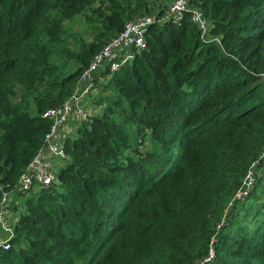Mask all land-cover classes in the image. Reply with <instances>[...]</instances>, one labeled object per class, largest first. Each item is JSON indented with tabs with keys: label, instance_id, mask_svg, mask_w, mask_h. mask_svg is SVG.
<instances>
[{
	"label": "trees",
	"instance_id": "obj_1",
	"mask_svg": "<svg viewBox=\"0 0 264 264\" xmlns=\"http://www.w3.org/2000/svg\"><path fill=\"white\" fill-rule=\"evenodd\" d=\"M171 1L0 0L3 189L93 56ZM192 5L221 45L203 42L188 14L149 26L145 47L97 84L101 111L64 141L57 183L15 195L0 264H264V0ZM78 17L90 41L70 34Z\"/></svg>",
	"mask_w": 264,
	"mask_h": 264
},
{
	"label": "built area",
	"instance_id": "obj_2",
	"mask_svg": "<svg viewBox=\"0 0 264 264\" xmlns=\"http://www.w3.org/2000/svg\"><path fill=\"white\" fill-rule=\"evenodd\" d=\"M192 1L172 0L165 16L161 19L151 14L137 16L125 22L121 32L110 38L83 69L75 82L72 94L60 106L43 113V118L47 119L50 124L48 131L41 139L39 148L12 189L6 191L0 186V247L8 250L10 240L14 235L15 216L11 210L12 197L16 194H28L39 189H47L57 183L58 172L68 161L64 141L76 124L87 117L88 103L96 94L97 84L105 81L121 66L131 61L135 51L145 47V34L149 26L165 20L179 22L185 14H188L190 21L200 32L203 42L221 45L219 37L210 35L209 23L205 20L201 10L192 5ZM252 181V174L249 173L244 189L237 195V199L244 196ZM213 257L214 254L210 251L207 261L212 260Z\"/></svg>",
	"mask_w": 264,
	"mask_h": 264
},
{
	"label": "rangeland",
	"instance_id": "obj_3",
	"mask_svg": "<svg viewBox=\"0 0 264 264\" xmlns=\"http://www.w3.org/2000/svg\"><path fill=\"white\" fill-rule=\"evenodd\" d=\"M86 22L87 21L85 20L84 17H78L75 20H73L72 22H70L67 25V28L69 29L70 34L75 36V37H82L83 39H85L87 41H90L92 38L88 36L89 29H88V26H87ZM70 41H71V44L73 45L74 39H73L72 36L70 38ZM95 100L97 101V98ZM100 111H101V109H99L98 105H96L95 103H92V104L90 102L88 103V109H87V112H86L87 116L98 114ZM146 143H147V141L144 140L143 144H141L139 146L140 151H142V152L145 151V148H146L145 144ZM17 196H15V197L13 196L12 198L13 199L17 198ZM20 199L21 198H19L17 201L21 203ZM13 209H15L14 205H13Z\"/></svg>",
	"mask_w": 264,
	"mask_h": 264
}]
</instances>
